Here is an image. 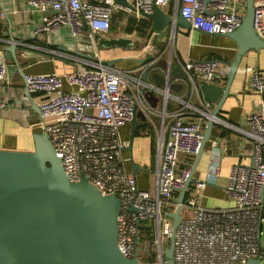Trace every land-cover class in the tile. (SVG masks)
Returning a JSON list of instances; mask_svg holds the SVG:
<instances>
[{"label":"built area","instance_id":"obj_1","mask_svg":"<svg viewBox=\"0 0 264 264\" xmlns=\"http://www.w3.org/2000/svg\"><path fill=\"white\" fill-rule=\"evenodd\" d=\"M26 1L43 13L36 36L63 25L73 37L84 29L91 38L97 33L107 35L114 13L138 21L142 13L152 12L153 5L171 17L180 14L191 31L224 36L239 27L245 13V0H128L133 10L113 0ZM253 5V28L264 39V0H253ZM171 31L175 37L177 28ZM140 50L152 59L121 68L106 64L98 53L90 58L71 56L78 66L63 73H23V81L30 93L39 96L37 130L47 134L67 178L75 182L86 177L101 193L119 198L117 243L121 252L141 263H161L169 245L171 213L179 205L176 198L190 172L204 126L209 119H218L199 86L213 83L220 61H179L186 85L185 95L179 97L170 94L167 86L144 79L156 68L162 52L152 54L149 43ZM7 71L6 62L0 59V85ZM248 81L250 90L263 95L259 110L249 113L246 127L240 129L251 141L250 163L229 167L224 186L225 197L232 202L229 206H203L198 193L187 189L174 233L176 264H235L251 258L264 263V73L255 68ZM153 95L159 96L154 106L148 98ZM5 105L0 93V111ZM134 111L144 116L139 123L145 129L156 131L152 183L145 188L127 167L128 142L121 138V129ZM218 172L216 167L213 175ZM193 183L203 188L206 181Z\"/></svg>","mask_w":264,"mask_h":264},{"label":"water","instance_id":"obj_2","mask_svg":"<svg viewBox=\"0 0 264 264\" xmlns=\"http://www.w3.org/2000/svg\"><path fill=\"white\" fill-rule=\"evenodd\" d=\"M113 1L122 7L134 9L128 0ZM253 14V0H245V13L239 27L224 35L235 46L234 55L228 63L225 84L202 83L199 86L202 98L215 105L212 114L216 118H219L221 106L229 95L230 85L243 56L250 50L264 49V39L253 28ZM142 15L150 21L151 32L156 35L167 27L183 31L192 29L180 14L171 17L156 5H153L151 13ZM0 35L8 41L6 57L12 58L18 65L16 52L22 49L19 44L25 43L26 39L13 36L10 26L7 28L2 23ZM94 40L100 49L117 47L129 50L138 44L125 35L105 37L97 33ZM58 48L67 50L62 46ZM151 59L152 56L148 54L139 61L144 63ZM115 61H107L106 64L112 65ZM157 65L162 72L150 73L153 82L177 90L179 87L171 77L183 79L185 75L181 67L170 60L158 61ZM146 76L147 73L144 79ZM25 94L31 97L27 88ZM31 107L39 113L35 103ZM137 119L134 111L129 122V151ZM141 119L144 121V117ZM214 122L213 119L206 122L190 172L176 198L179 205L171 213V235L169 245L164 250L165 261L161 263H141L136 257H127L121 252L117 243L119 198L114 194L101 193L86 177L70 181L46 133L34 131L31 135L32 148L29 150L0 148V264H176L173 261V246L175 229L180 221V204L195 181L193 175L207 141L212 138ZM130 160L131 172L136 175L139 166ZM263 196L264 190L261 192ZM235 264L264 263L251 258Z\"/></svg>","mask_w":264,"mask_h":264},{"label":"crops","instance_id":"obj_3","mask_svg":"<svg viewBox=\"0 0 264 264\" xmlns=\"http://www.w3.org/2000/svg\"><path fill=\"white\" fill-rule=\"evenodd\" d=\"M42 15L40 10L29 5L26 0H0V23L7 28L10 26L13 36L26 39L25 43L19 44L22 49L16 52L18 65H15L12 58L6 57L7 38L0 35V59L6 62L8 70L6 81L0 85V93L6 101L5 107L0 111L1 149L29 150L32 148L31 135L37 130V113L31 105L32 103L37 105L39 96L30 92L31 97L25 94L26 86L23 81V73L53 71L63 73L78 66L71 56L90 58L96 53L105 63L116 60L112 64L115 67L136 66L140 62L139 59L146 55L145 52H140L141 47H146V44L150 43L152 54L158 56L163 49L160 43L164 41L168 33L172 32L171 28L167 27L157 35L151 31H145L142 34L137 29L139 22L150 23L148 19L143 16L140 20L132 23L129 16L125 17L124 13L116 12L112 16L111 32L104 36L127 35L133 41L138 42L137 48L129 50L117 47L100 49L94 37H89L86 29L80 35L73 37L70 28L63 25L53 32L41 33L36 36L34 31L40 25ZM114 15H116L115 18H113ZM10 23L11 25H9ZM131 25L132 30L126 31ZM3 30L5 31V29ZM184 37H188L189 40H185ZM175 38H177L176 45L164 47V53L160 59L170 60L176 65L179 61L184 62L189 59H217L220 61V66L213 84L220 86L225 84L229 71L228 63L232 59L235 49L231 39L226 36L203 34L194 30L183 31L179 28H177L172 43ZM59 46L65 47L67 50H61L58 48ZM22 50L24 55L20 56ZM255 68H259L264 73V49L248 51L239 63L230 85L229 95L222 104L219 118L215 120L212 127V138L207 141L198 167L194 172L195 181L201 179L206 181L203 188L195 187L194 183L189 186L198 193L199 202L203 206L231 205L232 202L225 197L224 193L229 167L233 163H250L251 141L240 129L246 127V116L259 110L260 100L263 96L248 87L249 74ZM152 72H162L161 67L156 65ZM171 78L179 88L177 90L169 89L170 94L183 97L186 92L184 79ZM146 79L153 82L150 74H147ZM152 102L153 106L159 104V96L153 95ZM211 105L213 110L215 105L213 103ZM137 124L141 123L137 121ZM155 132V128L145 129L143 125L134 136L131 150L129 151L127 148L125 150V157L129 158V161L126 162L127 167L131 170L130 159L139 166L135 176L139 186L144 188L150 187L152 183L151 170L154 167ZM17 138L23 141L25 146H18L17 144L21 141ZM121 138L128 142L129 124L122 127ZM216 167L219 171L218 175H213ZM147 179H151L148 185H146Z\"/></svg>","mask_w":264,"mask_h":264},{"label":"rangeland","instance_id":"obj_4","mask_svg":"<svg viewBox=\"0 0 264 264\" xmlns=\"http://www.w3.org/2000/svg\"><path fill=\"white\" fill-rule=\"evenodd\" d=\"M189 36V35H188ZM171 36H170V33H168L167 35H166V38L164 39V41L162 42V43H160L161 44V47L164 49V47H172L173 45L175 46L176 45V43H177V38H175V41H174V43H172V39L170 38ZM151 42H153V41H151ZM150 44V43H149ZM152 46V45H151ZM160 48V47H159ZM163 49H161V51H162V54L164 53V51H163ZM158 61H160V62H162V61H165L166 62V59H159ZM148 98L150 99V101L152 102V99H153V97L151 98V97H149L148 96ZM153 103V102H152ZM142 117H144L143 115H142V113L140 112V111H138L137 112V120L138 121H142ZM18 140H20L19 138H17ZM21 141V140H20ZM18 146H23L24 145V142L23 141H21V143H18L17 144ZM25 146V145H24ZM150 178V177H149ZM151 181V179H147L146 180V185H148L149 184V182ZM262 250L264 251V237H262Z\"/></svg>","mask_w":264,"mask_h":264},{"label":"trees","instance_id":"obj_5","mask_svg":"<svg viewBox=\"0 0 264 264\" xmlns=\"http://www.w3.org/2000/svg\"><path fill=\"white\" fill-rule=\"evenodd\" d=\"M116 17V15H114V17L113 18H115ZM114 20V19H113ZM130 21L132 22V23H135V20L134 19H132V18H130ZM130 22V23H131ZM113 23V22H112ZM111 27H112V24H111ZM138 29V31L140 32V33H144L145 31H151V29H150V23L149 22H139V27L137 28ZM132 30V25H131V27H128L127 29H126V31H131ZM141 127H143V124H137L136 125V128H135V135L138 133V131L140 130V128Z\"/></svg>","mask_w":264,"mask_h":264}]
</instances>
